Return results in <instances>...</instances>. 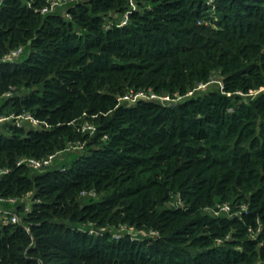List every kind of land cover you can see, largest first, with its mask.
Segmentation results:
<instances>
[{
	"label": "trees",
	"instance_id": "1",
	"mask_svg": "<svg viewBox=\"0 0 264 264\" xmlns=\"http://www.w3.org/2000/svg\"><path fill=\"white\" fill-rule=\"evenodd\" d=\"M23 113L0 264H264V0H0Z\"/></svg>",
	"mask_w": 264,
	"mask_h": 264
},
{
	"label": "built area",
	"instance_id": "2",
	"mask_svg": "<svg viewBox=\"0 0 264 264\" xmlns=\"http://www.w3.org/2000/svg\"><path fill=\"white\" fill-rule=\"evenodd\" d=\"M44 10H46V8L42 9L41 12H44ZM20 52V48L11 51L8 55H6L4 57V60H12L14 59ZM7 95H10V93H7ZM163 99H167V97H164ZM10 119L12 120V123L15 124L16 126H20L22 122H26L28 121L32 126H41V124H43L42 122H39L37 119H35L34 117H32L30 114L27 113H23V114H19V115H10V116H4V115H0V123L2 122H8L10 121ZM53 157V155H49L47 159H43V160H38L35 158H21L18 160L17 164H27L29 167L33 168V169H42L45 166L48 165V163L50 162L51 158ZM7 173V169L6 168H0V178L2 176H4ZM29 194L31 193H26V197L29 196ZM26 197H21V201H24L26 203ZM3 202H9L12 207L9 209H6L2 206ZM16 202V198H3L0 197V224L5 226V225H17V224H21L22 220L20 218V214L17 213L16 208H14V204ZM30 204H27L24 207L25 211H28L30 208ZM23 228L28 232L29 231V227L27 225H22Z\"/></svg>",
	"mask_w": 264,
	"mask_h": 264
},
{
	"label": "rangeland",
	"instance_id": "3",
	"mask_svg": "<svg viewBox=\"0 0 264 264\" xmlns=\"http://www.w3.org/2000/svg\"><path fill=\"white\" fill-rule=\"evenodd\" d=\"M207 88H209V86Z\"/></svg>",
	"mask_w": 264,
	"mask_h": 264
}]
</instances>
